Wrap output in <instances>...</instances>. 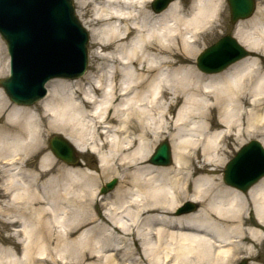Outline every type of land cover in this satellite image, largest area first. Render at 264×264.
I'll use <instances>...</instances> for the list:
<instances>
[{"label": "bare ground", "instance_id": "bare-ground-1", "mask_svg": "<svg viewBox=\"0 0 264 264\" xmlns=\"http://www.w3.org/2000/svg\"><path fill=\"white\" fill-rule=\"evenodd\" d=\"M75 1L92 39L85 78L51 80L33 106L0 86V215L17 227L0 239L17 245L0 242V264H230L243 251L249 264H264L254 254L264 177L244 193L217 175L225 143L260 136L264 145V0L235 25L259 54L212 74L196 67L195 55L225 0H194L188 9L174 1L161 12L149 9L151 0ZM2 48L0 40V82L10 60ZM52 130L96 153L100 177H120L104 212H91L100 205L99 176L44 152ZM163 135L173 162L150 164ZM183 198L200 207L175 214Z\"/></svg>", "mask_w": 264, "mask_h": 264}, {"label": "water", "instance_id": "water-1", "mask_svg": "<svg viewBox=\"0 0 264 264\" xmlns=\"http://www.w3.org/2000/svg\"><path fill=\"white\" fill-rule=\"evenodd\" d=\"M171 1L156 0L155 10L164 9ZM229 2L234 22L250 16L255 8L254 0ZM50 25L56 27L58 33L50 31L46 34ZM66 30L81 32L79 41L73 40L69 44L77 50L66 49L67 35L63 34ZM0 32L8 43L10 54L18 61L15 75L3 79L0 85L16 102L31 104L46 93L44 83L49 78L55 76L75 78L82 75L86 68L88 34L75 14L72 0H0ZM55 34L59 36L53 41L65 43V50H59L64 58L57 61H54L53 57L46 58V55H51L46 41ZM246 55L248 51L227 35L207 49L199 57L198 64L202 70L219 71ZM34 56L45 60L33 61ZM26 59L31 61L27 62ZM42 76L44 77L41 79ZM50 144L59 158L70 164H77L79 157L67 139L60 135L54 136ZM171 161L170 147L165 141L158 147L151 162L167 165ZM263 175L264 148L256 140L244 145L225 170V180L244 191ZM112 186L108 185V189ZM242 264H246V261Z\"/></svg>", "mask_w": 264, "mask_h": 264}, {"label": "rangeland", "instance_id": "rangeland-1", "mask_svg": "<svg viewBox=\"0 0 264 264\" xmlns=\"http://www.w3.org/2000/svg\"><path fill=\"white\" fill-rule=\"evenodd\" d=\"M174 1H181L183 4H184V7L186 8V9H188V7H189V5L191 4V3H193V1L194 0H174ZM173 1V2H174ZM256 1V9H257V7H258V5H259V0H255ZM74 4H75V7H76V13H77V15H78V17L80 18V20L82 21V23L84 24V26L86 27V25H85V23H84V19L81 17V15H80V13H79V11H78V5H77V2L74 0ZM225 5H226V8H225V11H224V13L222 14V16H221V18H220V20L218 21V22H216L215 24H213V25H211V27H212V29L210 28L209 30H207L206 32H205V34L204 35H206L207 33H208V35H207V37H206V41L205 40H202V44H201V48L199 49V51L196 53V55H195V61H194V64L196 65V67L198 68V65H197V57H198V55H199V53L201 52V51H203V49H205L207 46H209V45H211L212 43H214L216 40H218L221 36H223L224 34H227V33H229V34H232V35H234L238 40H239V38L237 37V35H236V33H235V24L234 23H232V21H231V12H230V7H229V4H228V1L227 0H225ZM149 6H150V10H152V8H151V4H149ZM256 9H255V11H256ZM255 11H254V13H255ZM253 13V14H254ZM87 28V27H86ZM88 29V28H87ZM212 30V32H210ZM88 32H89V30H88ZM90 33V32H89ZM1 40V42H2V51L4 52V55L6 54V56L8 55V52H7V48H6V45H5V43H4V41L2 40V39H0ZM91 36H90V42H89V63H88V69H87V71L85 72V74L83 75V76H81L79 79H83V78H85L84 76L87 74V72H88V70L89 69H91L92 68V65H91V57H90V46H91ZM240 41V40H239ZM252 52L250 53V55H248V56H253V55H255V56H257L259 53H257V51H254V50H251ZM8 57H9V55H8ZM260 58H264L263 56H260ZM199 69V68H198ZM6 73V72H5ZM4 75H7V74H4ZM78 79V78H77ZM53 80V79H52ZM49 84V83H48ZM49 89V88H48ZM96 98V97H95ZM98 98V97H97ZM40 101V100H39ZM39 101H37V102H35L34 104H31V105H27V106H33V105H36V104H38V102ZM181 103H178L174 108H173V110L171 111V113H170V115L171 116H174L175 114H176V111H177V109H178V107H179V105H180ZM215 112H213L212 114H214ZM54 135H62V136H65L66 137V135H65V133L64 132H62V131H60V130H52V131H50V132H48L47 134H46V138H45V146H46V151H44L45 153H48V152H51L52 154H53V152L51 151V148H50V145H49V140H50V138L52 137V136H54ZM168 140L169 142H170V145H171V148H172V154H173V146H172V141L170 140V137L169 136H165V135H163V137L160 139V140H158L156 143H155V145H154V148H153V152L155 151V149H156V147H157V145L161 142V141H163V140ZM250 139H258V140H260V136H257V137H250V138H247L246 140H244L243 142H241L240 144H237V143H235L233 140H231L230 142H228V143H225L224 144V148H225V151L223 152L224 153V157H225V163L220 167V170H219V172H218V178L224 183V184H226V182H225V180H224V170H225V166H226V164H227V162L236 154V152L238 151V149L243 145V144H245L247 141H249ZM44 152L43 153H40V154H37V155H35L34 156V159L32 160V162H31V164L32 165H34V166H37L38 165V163H39V160L41 159V157H42V155L44 154ZM79 153V155H80V158H81V164L80 165H78L77 167H79V168H82V169H87V171H89V172H93V174H95L96 175V178H97V176H99V181L97 182V185H102V184H105L107 181H109L112 177H118V180L120 181V178H119V176H117V175H115V174H111V175H108V176H102V177H100V175H101V168H100V159H99V157L97 156V154L96 153H94V152H92L91 150H89L88 152H86V153H81V152H78ZM54 155V154H53ZM152 155V154H151ZM151 155L149 156V158H148V163L150 162V157H151ZM54 157V156H53ZM55 160L57 161V165H62V166H68V164L67 163H65V162H63V161H61V160H59L57 157L55 158ZM59 160V161H58ZM150 164H151V162H150ZM169 166V165H168ZM3 180H4V177H3V175H1L0 176V185L2 184V182H3ZM118 181V184L116 185V187L113 189V190H111V191H109L108 193H106V194H102V195H100L99 196V198H98V200H99V202H100V205H98L96 208V210L95 209H93V207H91L92 209H91V212H94V213H96V212H99V213H102V212H104L105 211V209H104V202H106L105 200L108 198V197H111L112 195L111 194H113V192L116 190V188L117 187H119V185H120V182ZM102 196H104V198L105 199H102L103 197ZM109 200V199H108ZM188 199L187 198H183L181 201H180V203L179 204H182V203H184V202H186ZM103 204V205H102ZM195 204L197 205V207H200V203H197V202H195ZM66 208L67 209H69V208H73V206L72 205H70V204H66ZM70 210V209H69ZM68 214V213H67ZM246 216H249V217H252V220H257L256 219V217H255V215H254V212H253V210H248V212L246 213ZM2 215H0V239L2 238V237H4L5 235H11V236H13V234L15 233V229L17 228V227H15V226H10L8 223H5L4 222V218L5 217H3V219H2ZM262 228L264 229V227L262 226ZM57 230H59V228H57ZM62 234H63V232H62ZM74 237H75V234L73 235ZM261 236H262V240H261V242L258 244V247L255 249V251H254V254H259V259L260 260H264V232H262L261 233ZM18 241V240H17ZM1 242V244H4V246H10V247H17V245H16V243H15V240L13 239V240H11V239H6L5 241H0ZM132 242V241H131ZM133 246H136L135 244H137V241L136 242H134L133 241ZM247 253H246V251H243L242 253H240V255H239V257L237 258V260H235V261H233L231 264H233V263H238V262H240L242 259H244V258H246L247 257ZM136 256H138V255H136ZM248 258V260H249V263L252 261V259L251 258H249V257H247ZM127 263V261L124 263V264H126Z\"/></svg>", "mask_w": 264, "mask_h": 264}]
</instances>
